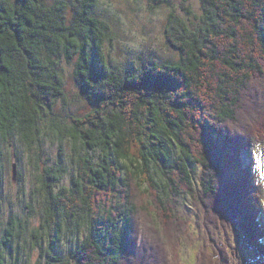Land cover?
I'll list each match as a JSON object with an SVG mask.
<instances>
[{
  "label": "trees",
  "instance_id": "obj_1",
  "mask_svg": "<svg viewBox=\"0 0 264 264\" xmlns=\"http://www.w3.org/2000/svg\"><path fill=\"white\" fill-rule=\"evenodd\" d=\"M201 1L199 22L169 13L168 59L123 65L105 50L100 0H0V162L15 136L27 148L69 138L77 154L71 185H59L61 148L33 173L40 217L31 229L13 214L0 224V264H28L35 248L33 264H231L264 253L260 199L240 159L264 140V0ZM64 64L90 104L82 115L61 111ZM63 236L75 244L66 253Z\"/></svg>",
  "mask_w": 264,
  "mask_h": 264
},
{
  "label": "rangeland",
  "instance_id": "obj_2",
  "mask_svg": "<svg viewBox=\"0 0 264 264\" xmlns=\"http://www.w3.org/2000/svg\"><path fill=\"white\" fill-rule=\"evenodd\" d=\"M158 1V0H157ZM160 1V0H159ZM98 12L100 17L108 22L110 27L111 45L106 43V51L109 56L117 63L123 64L129 62L130 64H137L146 60L148 57L155 60H166L173 51L166 44L165 25L169 13L175 11L178 15L191 23L196 16L202 13L201 0H166L160 3H155L154 0H100L98 3ZM188 9L191 11L188 12ZM199 22V19H195ZM65 72L63 77V88L66 96L60 100V103L65 102L64 108L61 109L63 113L80 114L90 109V104L86 103L85 99L78 97L79 95L77 85L75 84L72 69L64 64ZM133 67V66H130ZM259 94V92H258ZM261 94V93H260ZM80 104L72 102L73 97ZM81 98V99H80ZM60 104L57 106V108ZM56 108V109H57ZM37 144L27 148L17 136L13 139V144L3 147V159L1 160L2 182L0 183V224L5 222V219L11 215L12 219H28V228L31 229L34 219L32 215L40 217L41 207L38 195L36 194V175H43L46 167L45 160L54 159L58 148L62 149L61 164L65 166L66 170L61 175L59 185H71L72 176L76 175L75 158L76 153H73L72 144L69 138L64 139L61 143L58 142L55 136L42 135L38 137ZM263 146L260 147V150ZM244 150V149H242ZM242 161L257 169V173H264V168L260 169L255 166L253 155H248L244 159L243 151ZM249 152L250 148H247ZM17 152L21 154V162L16 161ZM246 152V153H247ZM64 153V154H63ZM40 159L37 168L29 163V156ZM72 155V160H71ZM264 157V149L261 152ZM49 161V160H48ZM15 165V174H13L11 164ZM16 163V164H15ZM35 162H33L34 164ZM73 163V164H72ZM196 173L199 171L197 167ZM22 173V180H19L17 172ZM33 173H36L34 176ZM15 176V178H14ZM258 177V175H257ZM260 177V176H259ZM258 177V180H259ZM262 178V186L260 191L264 190V177ZM264 202V194L261 197ZM180 208L183 214H186L190 209V202L188 198L180 200ZM27 222V223H28ZM31 226V227H30ZM0 233L2 230L0 229ZM84 229L79 230V236L84 237ZM27 238L24 237L23 240ZM75 244L69 240H65L63 236L60 240V249L67 252L72 249ZM38 249H33L30 253L31 258L28 264L36 263L38 259ZM186 254V249L183 251ZM23 258L21 259V261ZM185 264L191 262V258L184 260ZM6 264H9L7 262ZM139 264V263H138Z\"/></svg>",
  "mask_w": 264,
  "mask_h": 264
},
{
  "label": "bare ground",
  "instance_id": "obj_3",
  "mask_svg": "<svg viewBox=\"0 0 264 264\" xmlns=\"http://www.w3.org/2000/svg\"><path fill=\"white\" fill-rule=\"evenodd\" d=\"M258 135H259V134H258ZM244 142H245V141H244ZM197 170H198V169H197ZM261 213H262V210L259 211V214H260V215H261ZM185 249H186V248L184 247V248H183V251H184ZM190 263H191V262H190Z\"/></svg>",
  "mask_w": 264,
  "mask_h": 264
},
{
  "label": "water",
  "instance_id": "obj_4",
  "mask_svg": "<svg viewBox=\"0 0 264 264\" xmlns=\"http://www.w3.org/2000/svg\"><path fill=\"white\" fill-rule=\"evenodd\" d=\"M13 174H15V165H13ZM14 178H15V176H14Z\"/></svg>",
  "mask_w": 264,
  "mask_h": 264
}]
</instances>
